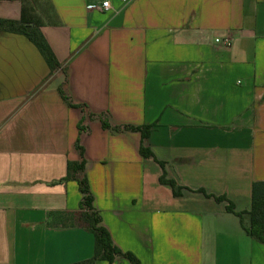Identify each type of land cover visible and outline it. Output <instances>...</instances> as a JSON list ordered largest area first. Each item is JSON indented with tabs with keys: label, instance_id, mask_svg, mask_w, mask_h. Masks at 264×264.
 I'll list each match as a JSON object with an SVG mask.
<instances>
[{
	"label": "crops",
	"instance_id": "crops-1",
	"mask_svg": "<svg viewBox=\"0 0 264 264\" xmlns=\"http://www.w3.org/2000/svg\"><path fill=\"white\" fill-rule=\"evenodd\" d=\"M101 1L0 0V19L37 26L67 73L0 32V264L91 258L93 234L66 220L79 184L60 180L80 159L77 139L92 205L121 251L141 264H264V243L226 208L249 210L264 180V0ZM65 76L84 110L58 92ZM102 113L111 125L156 122L143 142L155 158L140 154L139 131L105 129Z\"/></svg>",
	"mask_w": 264,
	"mask_h": 264
},
{
	"label": "trees",
	"instance_id": "trees-1",
	"mask_svg": "<svg viewBox=\"0 0 264 264\" xmlns=\"http://www.w3.org/2000/svg\"><path fill=\"white\" fill-rule=\"evenodd\" d=\"M1 31L16 32L17 34L25 36L35 44V47L42 54L51 71L59 69L67 75L65 67L62 66L63 64L55 57L49 43L42 35L38 27L34 24L22 23L14 19H0V32ZM66 83L67 78L65 76V81L58 88V92L64 102L69 105V107H80L84 110V105L72 102L70 95H68L64 89ZM98 116L105 129L123 132L139 131L142 137L139 148L140 154L143 157H154V154L148 147L144 146L143 142L149 137L153 126L156 125V122L145 125H111L107 114L102 113ZM78 128L80 132L83 129L80 124H78ZM75 147L80 153V159L76 161H67L66 173L60 180H76L79 184L82 197L80 201V210L69 214L66 220H68L69 223H82L85 229L93 234L94 246L93 254L90 259L72 264H94L95 261L99 259L112 264L116 257L127 259L131 264H141L133 253L129 251H121L120 248L113 242L107 228L102 225L101 216L97 209H95L92 205L91 191L88 186L85 172V159L83 157L84 149L80 145L78 139L75 142ZM158 163L163 168L164 163L159 161ZM166 176L167 175L163 173L162 176L159 177V182L162 184H168L173 190V195L180 196L182 194V187L176 183L175 179ZM198 191L203 192L205 196H211L216 201L226 200L223 196H214L204 190ZM226 208L229 212L234 213L239 218L241 226L246 231L248 236L258 242L264 243V180L252 183L249 210L236 211L229 201Z\"/></svg>",
	"mask_w": 264,
	"mask_h": 264
},
{
	"label": "built area",
	"instance_id": "built-area-1",
	"mask_svg": "<svg viewBox=\"0 0 264 264\" xmlns=\"http://www.w3.org/2000/svg\"><path fill=\"white\" fill-rule=\"evenodd\" d=\"M122 2H125L127 0H120ZM88 7H92V5H88ZM100 9L103 10V11H110L112 9V6H111V3L109 0H102L101 3H100ZM215 41L217 43H220L224 46H228L230 44V39L228 37H225V38H215Z\"/></svg>",
	"mask_w": 264,
	"mask_h": 264
}]
</instances>
